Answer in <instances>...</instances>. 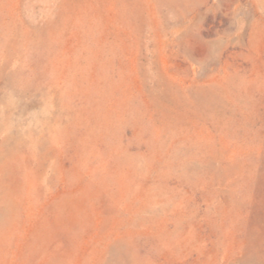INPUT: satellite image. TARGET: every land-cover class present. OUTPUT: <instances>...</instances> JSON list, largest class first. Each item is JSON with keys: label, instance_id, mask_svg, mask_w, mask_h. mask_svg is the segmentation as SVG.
<instances>
[{"label": "rangeland", "instance_id": "374dc122", "mask_svg": "<svg viewBox=\"0 0 264 264\" xmlns=\"http://www.w3.org/2000/svg\"><path fill=\"white\" fill-rule=\"evenodd\" d=\"M4 207L0 264H264V0H0Z\"/></svg>", "mask_w": 264, "mask_h": 264}, {"label": "bare ground", "instance_id": "6f19581e", "mask_svg": "<svg viewBox=\"0 0 264 264\" xmlns=\"http://www.w3.org/2000/svg\"><path fill=\"white\" fill-rule=\"evenodd\" d=\"M11 212H12L11 208H9V209H8V207L0 208V245H1V243H3V240H4V238H3L4 234L2 232V227L5 226V224L7 223L8 215L11 214ZM246 264H247V261H246Z\"/></svg>", "mask_w": 264, "mask_h": 264}]
</instances>
